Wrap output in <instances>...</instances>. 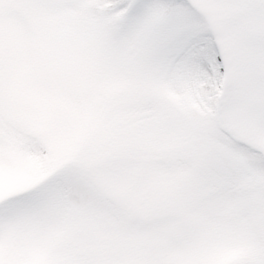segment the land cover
I'll list each match as a JSON object with an SVG mask.
<instances>
[{"label":"snow or ice","instance_id":"snow-or-ice-1","mask_svg":"<svg viewBox=\"0 0 264 264\" xmlns=\"http://www.w3.org/2000/svg\"><path fill=\"white\" fill-rule=\"evenodd\" d=\"M0 264H264V0H0Z\"/></svg>","mask_w":264,"mask_h":264}]
</instances>
